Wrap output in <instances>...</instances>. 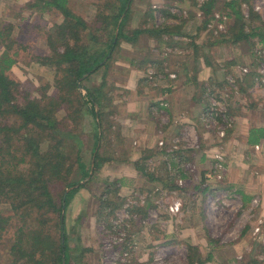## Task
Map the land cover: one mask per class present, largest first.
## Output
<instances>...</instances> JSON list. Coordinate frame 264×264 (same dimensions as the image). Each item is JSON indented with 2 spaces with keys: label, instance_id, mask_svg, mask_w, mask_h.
Instances as JSON below:
<instances>
[{
  "label": "rangeland",
  "instance_id": "obj_1",
  "mask_svg": "<svg viewBox=\"0 0 264 264\" xmlns=\"http://www.w3.org/2000/svg\"><path fill=\"white\" fill-rule=\"evenodd\" d=\"M31 1L33 0H0V29L10 26L14 28L11 37L14 42L13 52H19L20 55L18 63L12 68V76L22 83L24 89L34 90V95L40 96L43 90L39 89L46 85L53 87L56 75L54 69L44 66L39 58H43L48 50L50 33L55 26L64 21V17L55 9L36 12L29 6ZM101 1L70 0V8L88 23H93L97 13L102 9L99 6ZM209 1L133 0L130 4L132 15L127 25L131 29H148L155 24L166 26L174 33L184 31L182 34L185 37L164 35L166 44L157 50L154 40L144 35L136 44L124 42L121 49L116 52V60L109 71V81L110 84L116 82L118 92L114 93L112 103L118 106L120 114L123 113L125 118H122L121 123L124 125L119 127L120 132L118 129L111 133L109 131L106 139L100 142L97 151L107 161L94 177L95 180L90 182L89 177L82 181V187L73 186L66 191L68 194L75 190L66 211L67 240L70 253L72 252L70 264H127L126 256L131 255L130 250L134 251L135 264H190L191 261L197 264L200 259L207 260L209 256L212 257V261L205 264H241L247 261L248 264H264V241L254 236L258 224H262L264 234V218L257 215L261 208V200L255 199L249 206L243 205L235 192L220 191L218 195H202L201 190L204 187H208L209 190L212 187L217 189L215 186L220 188L222 184L220 182H224L225 172L222 180H209L207 174L203 175L205 169L200 170L201 167L190 164L185 166L182 159L186 155L183 145L193 147L201 154L198 149L200 132L211 130L220 135V139L226 138L225 132L232 131L236 123L240 122L237 109L258 108L264 111V75L261 73L264 68V47L261 44L257 43L253 50L255 58L251 56V46L244 50L230 48L224 43L213 45L210 49L205 47L209 52L210 62L217 67L215 72L222 79L221 84L228 85L227 89L231 93L220 90L218 99L212 95L211 86L207 84L204 97L209 103L207 102L208 106L200 117V131L197 125L186 126L184 135L172 140L169 152L165 151L167 142L164 139L158 140V153L147 156V159L144 152L142 154L137 152H142L143 149L137 148L138 144L133 139V124L137 121L129 116L128 103L131 99L134 101L138 95V100H142L140 97H145L149 93L150 83L155 87L161 86L168 76L172 81H176L178 76L187 77V74L188 77H192L188 69L189 61L193 62L195 57L192 44L208 46L229 30H233L234 34L238 32L239 28L233 24L235 21L233 16L230 18L227 16L230 12L226 8V3L231 0H218L212 12L213 17L212 14L207 15L205 12V6ZM240 3V12L244 15V23L247 26H250V16L253 12L262 20L256 24H264V0H240ZM149 9L154 16V22L150 19ZM166 12H169V15ZM177 26L179 27L176 30ZM185 45L191 48L189 54L183 47ZM3 50L4 45H0V55ZM148 59L150 60L148 64H144ZM231 59L235 63L228 70L226 65H229ZM258 59H262L261 64L257 63ZM141 65L143 69L140 68ZM194 66L197 67L196 64ZM245 70H248L247 73ZM254 71L257 79L250 87L251 78L248 75ZM244 76H248L247 89L241 93L236 83L242 82ZM101 77L102 73H98L84 84L92 88L100 82ZM133 78L141 82L139 89H142L140 92L142 96L138 90L136 92L130 88V86L133 89L138 88V83L130 84ZM175 87L176 82L169 87L166 86L167 89ZM52 90L49 94L55 89ZM80 91L86 94L82 86ZM168 95V92H165L162 97L165 103L160 102L164 108L168 107L166 101ZM57 119L62 120V115L58 114ZM178 121L177 124L180 123V119ZM83 125L89 135L93 130L92 118H85ZM116 133H120V136ZM83 140L85 141L83 160L90 163L94 142L90 136ZM161 143L164 145L161 146ZM223 157L225 159V155ZM117 160L120 161L116 162ZM122 161L130 167L136 161L135 173L130 171L125 181L120 176L123 169L129 168L121 165ZM168 161L170 164L164 171L162 162ZM119 164L122 168L117 166ZM91 169L92 174L94 160ZM215 169L216 166L212 171ZM188 174H191L190 179L186 180ZM153 176L158 177L156 179ZM104 180L123 182L119 192L120 200L113 199L116 204L114 206L118 209L111 217L109 216L112 209L104 204L106 200ZM100 197L105 200L100 202ZM151 204L154 207L147 215L140 214L141 209L145 210ZM99 209H102L101 213L105 212L101 222L98 217ZM207 215L208 217L213 215L211 222H207ZM108 224L113 225V228H107ZM15 225L16 223L0 239V264H14V258L7 252L6 247L15 242L13 237ZM251 226L253 229H250ZM124 242L130 247L121 248L120 244ZM87 249L90 251H86Z\"/></svg>",
  "mask_w": 264,
  "mask_h": 264
},
{
  "label": "trees",
  "instance_id": "obj_2",
  "mask_svg": "<svg viewBox=\"0 0 264 264\" xmlns=\"http://www.w3.org/2000/svg\"><path fill=\"white\" fill-rule=\"evenodd\" d=\"M132 1L102 0L99 5L102 9L93 23L75 14L70 8V0H33L29 3L36 12L55 9L64 17V21L50 33L48 50L43 58H39L44 66L52 67L56 75L53 87L46 85L39 89L43 90L40 96H35L34 90L24 89L22 83L12 76V68L18 63L20 55L13 52L11 37L14 28L0 29V45H4L0 55V239L16 223L13 234L15 242L6 247L14 258V264H70L72 252L67 240L66 211L75 190L68 194L66 191L73 186L82 187V181L89 177L90 182L95 180L94 177L107 161L97 151L99 144L106 139L109 131L114 132L120 126L117 122L119 108L112 103L118 88L116 82L110 84L109 81L116 52L124 42L136 44L144 35L154 40L157 50L166 44L164 35H184V31L174 33L166 26L155 24L148 29H131L127 24L132 15ZM217 3L218 0L207 2V15L214 12ZM240 4V0L226 3L230 12L227 16H233V24L239 28L238 32L234 34L233 30H229L208 46L192 44L195 45L193 63L197 65L203 60L204 64L213 66L205 47L210 49L220 43L243 50L251 46V56L254 58L253 50L257 43L264 47V24H256L262 22L261 18L256 12L251 13L250 26H247L240 12ZM148 11L154 22L151 9ZM166 14L169 15V12ZM261 60L258 59L257 63L261 64ZM148 61L145 60L144 64H148ZM228 63L226 68L230 70L235 62L231 59ZM140 68L143 69L142 65ZM255 71L248 75L252 80L251 84L249 79L250 87L257 79ZM98 73H102L100 82L92 88L87 87L84 83ZM248 76L236 83L241 93L247 89ZM80 86L85 89V95L80 91ZM227 87L222 84L220 89L231 93ZM51 89L55 90L49 94ZM212 95L219 99L217 91H213ZM58 114L62 115L60 121ZM87 117L92 118L93 125L89 135L83 125ZM86 136L92 137L94 142L90 163L83 160V138ZM152 153L144 152L145 159ZM103 183L106 200L100 197V202L104 201L112 209L111 217L118 209L113 199L120 200L123 182L104 180ZM152 207L153 204L145 210L141 209L140 214L147 215ZM101 210L98 215L100 222L105 217V212L101 213ZM110 227L113 228V225L108 224L107 228ZM120 247L127 249L130 245L124 242ZM129 253L133 255L132 258L129 256V264H135L134 251L130 250ZM208 261H212L211 256L207 260L200 259L197 264ZM241 264H248V261Z\"/></svg>",
  "mask_w": 264,
  "mask_h": 264
},
{
  "label": "crops",
  "instance_id": "obj_3",
  "mask_svg": "<svg viewBox=\"0 0 264 264\" xmlns=\"http://www.w3.org/2000/svg\"><path fill=\"white\" fill-rule=\"evenodd\" d=\"M183 47L188 50L189 54L191 48H188L186 45ZM192 48L195 53V45H193ZM194 65L195 63L189 61L188 69L192 77L181 78L178 76L176 81H172L168 76L166 77L167 80L165 83L157 87L150 83L151 87L148 95L146 94L145 97H140L142 100H138L137 95L134 101L131 99L128 103V110H130L129 116H132L137 121V123L133 124V139L138 144L137 148L143 149L142 152H137L141 154L143 152H153L152 154L158 153V140L161 139L167 142L165 151L169 152L168 150L170 149L172 140L184 135L186 126L197 125L199 131L201 130L199 127L200 117L202 116L203 110L208 106V101L206 97H204L206 92L205 87L207 84H210L211 91H217L218 95L221 90L220 86L222 85V79L219 75H216L217 71L214 69L215 64L213 67L208 66L201 60L197 64V67ZM138 81L139 80L136 78H133L130 84L138 83V88L135 87L133 89L131 86L130 88L136 92L138 90L140 94L142 91L141 88L139 89L141 82ZM173 82H176L175 89H167L166 86L169 87ZM199 89H202V91ZM165 92L169 94L166 98L168 104L166 108H164L163 104L161 106L160 103L161 101L165 103L164 100H162ZM140 95L142 96L143 94ZM121 114L118 119L116 118L117 122L120 124V126L115 129L116 131L118 129V132H120L119 127L124 125L121 122L122 118L124 119L125 117L123 113ZM237 114L239 115L240 122L236 123L232 131L225 132L226 138L220 139V135H216V132L211 130L200 132V141L198 142L200 146L198 149L201 151V154L193 147H186L183 145L186 155H184L182 159H184L183 162L185 166L190 164L191 166L194 165V167H201L200 170L205 169L203 172L205 176L208 172H212L215 166L214 156L218 152L223 153L226 159L224 182H220L222 183L220 188H218L219 186H215L217 189H212L214 188L212 187L209 190L207 186V188H205L203 185L204 188L201 191L205 196L211 194L218 195L220 191L235 192V194L240 197L242 204L249 206L253 204L255 199H260L261 208L258 210L257 215L260 218H264V111H260L258 108L255 110H246L244 107H241L237 109ZM178 119H180V123L177 124L176 121H178ZM186 150L189 153L188 155ZM135 162L134 164L131 163V166L133 164L132 167L127 164L125 165V161L120 163L129 168L127 170L123 169L120 176L123 181L129 176L130 171L135 173ZM120 164L117 166H120ZM162 164L163 169H165L164 171H166L170 164L169 161L167 163L162 162ZM115 170L118 171L117 169ZM190 175L191 174H188V176H186V180L190 179ZM132 176L134 177V174ZM138 177L141 178V175L138 174ZM153 177L156 178L158 176ZM224 185L225 188H223ZM123 191H125V189ZM138 191L139 190H137V192ZM196 191L200 190L196 189ZM203 193L201 194L203 195ZM207 218L208 221L211 222L213 220V215H209V217L207 215ZM250 229H253L252 226Z\"/></svg>",
  "mask_w": 264,
  "mask_h": 264
},
{
  "label": "built area",
  "instance_id": "obj_4",
  "mask_svg": "<svg viewBox=\"0 0 264 264\" xmlns=\"http://www.w3.org/2000/svg\"><path fill=\"white\" fill-rule=\"evenodd\" d=\"M248 70H245V73H247ZM261 73L264 75V68L261 70ZM176 75H172V77H175ZM161 146L164 145V143L160 144ZM174 149L176 150V148L174 147ZM214 159L216 161V169L214 171H210V173H207L208 179L211 180H222L223 179V174L226 170V160L223 157V154H220V152H218L215 156ZM254 236L257 237V239L264 241V234L262 231V224H258V226L256 227L255 231H254ZM128 255L126 256L127 258V264H129L128 262Z\"/></svg>",
  "mask_w": 264,
  "mask_h": 264
}]
</instances>
